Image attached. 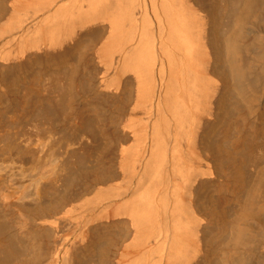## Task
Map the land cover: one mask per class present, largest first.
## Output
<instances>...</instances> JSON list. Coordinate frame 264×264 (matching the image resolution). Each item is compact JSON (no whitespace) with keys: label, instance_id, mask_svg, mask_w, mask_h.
<instances>
[{"label":"bare ground","instance_id":"obj_1","mask_svg":"<svg viewBox=\"0 0 264 264\" xmlns=\"http://www.w3.org/2000/svg\"><path fill=\"white\" fill-rule=\"evenodd\" d=\"M8 1L0 0V21ZM215 1L11 2L0 38L15 46L0 53L2 86L13 87L11 67L36 53L80 51L85 72L76 80L121 101L111 173L93 174L113 183L83 199L72 190L54 193L59 171L39 179L25 207L28 261L19 260L24 243L0 221L2 257L16 264H264V0H231L226 21ZM105 33V43L85 55L83 38ZM61 71L68 89L74 69ZM63 102L45 100L42 112ZM89 132L102 136L97 125ZM131 138L129 153L121 141Z\"/></svg>","mask_w":264,"mask_h":264},{"label":"rangeland","instance_id":"obj_2","mask_svg":"<svg viewBox=\"0 0 264 264\" xmlns=\"http://www.w3.org/2000/svg\"><path fill=\"white\" fill-rule=\"evenodd\" d=\"M13 1L7 3L1 26L11 21L10 7ZM215 2L221 10L223 21H226L225 7L230 5L231 0ZM147 15L150 28L155 32L156 24L149 8ZM107 35L83 38V53L87 55L99 49ZM156 37L159 38L157 34ZM87 43H90V48H86ZM14 46L11 39L0 38V53ZM79 52H67L65 58L54 53H36L21 68L11 67L9 83L14 84L13 87L8 90L0 84V221L5 225L6 235L17 237L20 243H24L26 249L19 256L24 263L30 256L27 243L31 238L25 207L34 198L35 183L39 179L47 181L55 171H59L61 178L56 183L54 193L72 190L71 194L83 199L94 197L99 188H106L114 181L112 176L94 180L93 174L99 171L111 173L113 150L118 145L111 135V128L121 99L108 98L105 91L97 89V86L90 87L76 80L85 72L82 61H77ZM157 54L159 57V51ZM69 68L74 69L75 80L67 89L64 83L66 75L61 70ZM63 96L64 102L58 110L50 114L42 112L45 100L58 102ZM94 107L99 109L97 115L93 113ZM91 125L101 128V137L90 134ZM121 142L129 153L134 151L133 138ZM67 178H71L68 187L65 184ZM86 186L87 191L84 190ZM13 194L18 198L14 200L17 205L12 200ZM82 198L78 201L81 202ZM131 238L129 236L123 245L129 243ZM112 253L110 256L114 258L117 252L115 255ZM2 256L4 254L0 251V264H16L18 260L12 256L8 259Z\"/></svg>","mask_w":264,"mask_h":264}]
</instances>
